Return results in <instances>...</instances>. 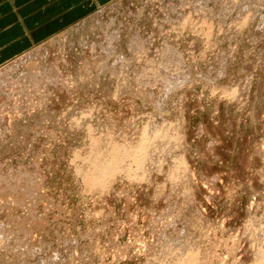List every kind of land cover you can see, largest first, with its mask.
Wrapping results in <instances>:
<instances>
[{"label": "rangeland", "instance_id": "rangeland-1", "mask_svg": "<svg viewBox=\"0 0 264 264\" xmlns=\"http://www.w3.org/2000/svg\"><path fill=\"white\" fill-rule=\"evenodd\" d=\"M186 1L30 0L25 17L49 15L23 28L0 0V71L14 91L0 127V264H264V2ZM112 18L121 43L138 25L156 35L139 62L122 51L127 67L112 56L102 72L105 57L60 43L88 19L78 40L101 44ZM170 48L185 65L166 64Z\"/></svg>", "mask_w": 264, "mask_h": 264}, {"label": "bare ground", "instance_id": "bare-ground-1", "mask_svg": "<svg viewBox=\"0 0 264 264\" xmlns=\"http://www.w3.org/2000/svg\"><path fill=\"white\" fill-rule=\"evenodd\" d=\"M152 1V0H151ZM182 1V0H181ZM188 1V0H187ZM186 1V2H187ZM189 1H191V0H189ZM193 1V0H192ZM208 1V0H207ZM215 1V0H214ZM238 1V0H237ZM244 0H242V2H243ZM248 2L250 1V2H253V0H247ZM255 1V0H254ZM259 1V0H258ZM185 2V1H184ZM195 2H197V1H194V3ZM227 2V1H226ZM225 2V4L224 5H227V7H226V10L228 11L229 9H231V8H229V6L231 7L232 5L230 4H227ZM242 2H240L241 4H242ZM261 2H264V0H262ZM156 3V2H155ZM158 3H160V2H158ZM189 3V2H188ZM191 3V2H190ZM198 3H199V1H198ZM200 3H202V2H200ZM206 3V2H205ZM220 3H221V1H220ZM232 3V2H231ZM234 3V2H233ZM245 3H246V0H245ZM254 3V2H253ZM132 4V3H131ZM197 4V3H196ZM204 4V3H203ZM235 4V3H234ZM251 4V3H250ZM257 4V3H256ZM259 4V3H258ZM153 5V4H152ZM159 5V4H158ZM237 5V4H236ZM245 5V4H244ZM248 5V4H247ZM196 6V5H195ZM199 6H201V5H199ZM238 6V5H237ZM251 6H252V4H251ZM259 6V5H258ZM163 7H165V6H163ZM163 7H161V8H163ZM219 7V6H218ZM240 7H247V6H241L240 5ZM249 7V6H248ZM256 7H257V5H256ZM256 7H254V8H256ZM145 8V7H144ZM192 8H195V7H192ZM201 8H204V7H201ZM211 7H209L208 8V10L210 9ZM239 8V7H238ZM146 9V8H145ZM237 9V8H236ZM258 9V8H257ZM141 10H142V8H141ZM163 10V9H162ZM198 10H199V8H198ZM225 10V9H224ZM239 10V9H238ZM109 11V10H108ZM140 11V10H139ZM203 12L205 11V10H202ZM212 11V10H211ZM130 12V13H129ZM128 12V14H130L131 15V17L133 18H135L136 16L135 15H133L132 16V14H134V13H132V11H129ZM195 12H196V10H195ZM206 12V11H205ZM228 12H230V11H228ZM241 12V11H240ZM250 12V11H249ZM252 12V11H251ZM250 12V13H251ZM107 13V12H106ZM137 14H138V12H136ZM143 13H145V12H143ZM151 13V12H150ZM149 13V14H150ZM207 13V12H206ZM210 13V12H209ZM237 13V12H236ZM243 13H245L246 14V12H243ZM250 13L248 14V15H250ZM256 13V12H255ZM104 13L102 12L101 14H98V18L99 19H101L102 18V15H103ZM110 14V13H109ZM139 14H141V13H139ZM138 14V15H139ZM152 14V13H151ZM202 14V13H201ZM229 14V13H228ZM241 14V13H240ZM239 14V15H240ZM253 14V13H252ZM126 15V14H125ZM207 15V14H206ZM219 15V14H218ZM222 14H220V16H221ZM226 16V14H224V17ZM246 16H247V14H246ZM118 17V16H117ZM128 17V16H127ZM163 17H165V14L163 15ZM252 17V16H251ZM264 17V16H263ZM133 18V19H134ZM137 18V19H136ZM135 19L136 20H140L139 18H142V17H140V16H137ZM131 19V18H130ZM231 19V18H230ZM88 20V19H87ZM87 20H85V21H87ZM122 20V19H121ZM126 20V19H125ZM128 20V19H127ZM156 20V19H155ZM154 20V21H155ZM162 20V19H161ZM167 20H169V18L167 19ZM232 20H234V19H232ZM263 20V19H262ZM85 21H83L82 23H79V24H77V25H75V26H73L72 28H71V30L70 31H68V33H66V35H65V37L62 39V41L60 42V43H62V44H64V45H68V47H70V48H72L71 46L72 45H75L76 46V44L78 45V44H80L81 45V49L82 48H88L87 50H90V51H88V52H90V53H92L91 55H101V57L103 56V57H105V58H103V60H105V61H103V60H101V63H99V64H97V66L99 65V70H101V69H105V67H106V61L108 60V58L109 57H114V59L113 60H115L117 63H119L118 64V66L120 65V69H121V66H125L126 64L128 65V63H126V64H123L124 63V61H126V60H128V62H130L129 61V59L127 58L126 60L124 59V58H121V56L123 57V55H121L122 54V51L124 52V54H125V51L126 50H128V52H132V54L133 53H135V55H136V53H138V54H140V53H143L142 51H145V50H147V49H145L146 47H148V49H151L150 48V44H151V42H150V44L148 45V46H146L149 42H148V40H149V38H155L156 39V35H153V33H151L150 35H152L151 37H149L150 35H148L147 33H146V31L145 30H143V28H141V26H137L136 27V25H135V27L137 28V30H135L134 31V33L132 34V35H130V38H129V42L128 43H121V36L123 35V27H122V23L121 22H123V21H120V20H118L117 18L115 19V18H112L110 21H108V25H106V27L104 28V31L102 32V34H103V38H100L101 39V44L99 45L98 43H94V41H93V39H91V38H85V39H81L80 41L78 40V31H80V29H82L81 28V25L82 24H84V22ZM129 21V20H128ZM144 21V20H143ZM166 21V20H165ZM165 21H162L163 22V24H164V22ZM170 21V20H169ZM127 22V21H126ZM125 22V23H126ZM129 22H132V21H129ZM162 22H158V24H161ZM218 22V21H217ZM231 22V21H230ZM241 22V21H240ZM128 23V22H127ZM144 22H142V24H143ZM221 23V22H220ZM237 23V22H236ZM246 23V22H245ZM244 23V24H245ZM89 24H91V27L93 28V30H94V28H95V25L93 24V23H91V22H89L87 25H89ZM134 24H136V23H134ZM155 24V23H154ZM157 24V25H158ZM221 25H223L222 23H221ZM240 25V24H239ZM131 26V25H130ZM143 26V25H142ZM156 26V25H155ZM159 26H161V25H159ZM229 26V25H228ZM132 27V26H131ZM130 27V28H131ZM154 27V26H153ZM219 27V26H218ZM222 27V26H221ZM230 27V26H229ZM235 27L238 29L239 27H237L236 25H235ZM249 27V26H248ZM85 28V27H84ZM145 28V27H144ZM159 28V27H158ZM90 29V28H89ZM227 29V28H226ZM235 29V28H234ZM124 30H128V29H124ZM159 30H160V28H159ZM230 30V29H229ZM228 30V31H229ZM102 31V30H101ZM129 31V30H128ZM221 31V30H220ZM237 31H239V29L237 30ZM126 32V31H125ZM132 32V31H131ZM151 31H149V33H150ZM217 32H218V30H217ZM82 33V32H81ZM160 33H163V32H160ZM221 33V32H220ZM101 34V35H102ZM229 34V33H228ZM231 34V33H230ZM264 34V33H263ZM82 35H83V33H82ZM95 35V34H94ZM87 36H89V35H87ZM91 36V35H90ZM96 36V35H95ZM99 36V35H98ZM97 36V37H98ZM159 36V35H158ZM229 36V35H228ZM212 37V36H211ZM224 37H226V36H224ZM98 38V39H99ZM228 39V38H227ZM226 39V40H227ZM154 40V39H153ZM258 40V39H257ZM96 41V40H95ZM98 41V40H97ZM167 41V40H166ZM154 42V41H153ZM165 42V41H164ZM60 43L58 42L57 44L55 43L54 44V50L56 51V53H57V51H58V49H60ZM92 43H94V44H92ZM168 43V42H167ZM154 44V43H153ZM162 44V43H161ZM169 45H171V44H169ZM165 46V45H164ZM57 47H58V49H57ZM66 47V46H65ZM163 47V46H162ZM233 47V46H232ZM161 48V47H160ZM167 48H168V46H167ZM67 49V48H66ZM69 49V48H68ZM177 49V48H176ZM72 50V49H71ZM77 50H79V48L77 49ZM77 50H76V52H77ZM86 50V51H87ZM167 50V49H166ZM170 52H172V54H170V52H163L162 50H161V52H163V54H165L164 56H165V58H167V61H168V63L166 62V64L168 65L169 64V62L171 63H173V65H175V67L178 65V63H179V65L176 67V68H178L179 66H180V63H182L183 61H184V57L182 56L183 54H180V51L177 49V50H175V49H173V48H170ZM229 50V49H228ZM80 51V50H79ZM148 51V50H147ZM165 51V50H164ZM46 52V51H45ZM59 52V51H58ZM82 52V51H81ZM83 52H84V50H83ZM161 52H160V54H161ZM73 53V52H72ZM220 53H221V51H220ZM53 54V53H52ZM62 54V53H61ZM131 54V53H130ZM144 54V53H143ZM76 55V54H75ZM74 55V56H75ZM80 55V54H79ZM129 55V54H128ZM159 55V54H158ZM162 55V54H161ZM160 55V56H161ZM66 56V55H65ZM131 55H129V57H130ZM134 56V54L132 55V57ZM137 56V55H136ZM139 56V55H138ZM138 56L137 57H133L135 60H136V58L138 59ZM185 56V55H184ZM68 57V56H67ZM82 57V56H81ZM226 57V56H225ZM229 57V56H228ZM62 58H64L63 56H62ZM99 58V57H98ZM97 57H96V59H98ZM140 58V57H139ZM163 59L164 57L163 56H161L159 59ZM164 58V59H165ZM52 59H53V57H52ZM58 59H59V57H58ZM77 59H78V57H77ZM112 59V58H111ZM123 59H124V61H123ZM142 59V58H141ZM140 59V60H141ZM150 59V58H149ZM224 59V58H223ZM54 60V59H53ZM68 60V59H67ZM131 61H132V59H130ZM133 61V62H135V63H137V62H139L138 60H136V61ZM148 60V59H147ZM183 60V61H182ZM27 61V58H25V59H21L19 62H17L16 63V65H15V68H14V70L13 71H16V73H15V76H14V78H18V76L20 77V76H22V70H23V66L22 65H24V62H26ZM60 61H61V59H59V60H56V63H57V65H59V63H60ZM110 61V60H109ZM108 61V62H109ZM115 61H114V63H115ZM154 61V60H153ZM162 61H166V60H162ZM227 61V60H226ZM63 63H64V60L62 61ZM111 62V61H110ZM127 62V61H126ZM147 62V61H146ZM152 62V61H151ZM175 62V63H174ZM62 63V64H63ZM92 63V62H91ZM113 63V64H114ZM116 63V64H117ZM171 63V64H172ZM61 64V63H60ZM65 64V63H64ZM94 64V63H93ZM92 64V65H93ZM112 64V63H111ZM115 64V67L117 66ZM130 64H132V63H130ZM164 64V63H163ZM162 64V65H163ZM182 64H184V63H182ZM127 65L125 66V67H127ZM138 65V64H137ZM147 65V64H146ZM166 65V66H167ZM170 65V64H169ZM168 65V66H169ZM185 65V64H184ZM51 66V65H50ZM93 66H95V65H93ZM96 66V67H97ZM108 66V65H107ZM109 66H112V65H109ZM167 66V67H168ZM115 67H112L111 68V70L109 71L110 73L109 74H114L115 72H118V71H116L117 69H115ZM122 67V68H123ZM124 67V68H125ZM133 67H134V65H133ZM141 67V66H140ZM140 67H137L138 68V70H137V72L139 71V68ZM157 67V66H156ZM159 67V66H158ZM164 67H165V65H164ZM166 67V69H168ZM174 67V68H175ZM181 67V66H180ZM7 68V67H6ZM53 68V67H52ZM62 68V67H61ZM108 68H110V67H108ZM170 68V67H169ZM173 68V69H174ZM35 69V68H34ZM46 69V68H45ZM48 69V68H47ZM56 69V71H57V74L60 76L61 75V69L59 68V66L58 67H56L55 68ZM66 69V68H65ZM98 69V68H97ZM107 69V68H106ZM115 69V70H114ZM119 69V70H120ZM136 69V68H135ZM133 70L132 72V74H136L134 71H136V70ZM141 69V68H140ZM145 69H146V67L144 68V71H145ZM149 69V68H148ZM154 69V68H153ZM152 69V70H153ZM157 69V68H156ZM162 69V68H161ZM172 68H171V70H173ZM6 70V69H5ZM36 70V69H35ZM69 70H70V68H69ZM92 70V69H91ZM90 70V71H91ZM94 70V69H93ZM99 70H98V74H99ZM122 70V69H121ZM120 70V71H121ZM124 70V72H126V70H127V68H126V70L125 69H123ZM151 70V71H152ZM169 71H171L170 69H168ZM167 70V71H168ZM176 70H178V69H176ZM32 71V70H31ZM51 71H53V70H51ZM94 71H96V69L94 70ZM102 71V70H101ZM108 71V70H107ZM113 71H115L114 73H112ZM130 71V70H129ZM150 71V70H149ZM179 71V70H178ZM184 71V70H183ZM37 72V71H36ZM93 72V71H92ZM103 72V71H102ZM104 72H106L105 70H104ZM140 72V71H139ZM138 72V73H139ZM161 72V71H160ZM163 72V71H162ZM165 72V71H164ZM51 73H53V72H51ZM97 73V72H96ZM122 73V72H121ZM126 73H129L128 71L126 72ZM125 73V74H126ZM137 73V74H138ZM141 73V72H140ZM145 73V72H144ZM144 73H143V75H144ZM168 73H170V72H168ZM172 73V72H171ZM170 73V74H171ZM183 73V72H182ZM66 74V73H65ZM64 74V75H65ZM108 74V73H107ZM120 74V72H118V75ZM123 74V73H122ZM125 74H123V75H125ZM136 74V75H137ZM147 74H149V73H147ZM175 74V73H174ZM176 74H178V73H176ZM186 74V73H185ZM33 75V74H32ZM114 75H116L117 76V73L116 74H114ZM122 75V76H123ZM139 76L141 75V74H138ZM40 77H41V75H39ZM63 76V75H62ZM68 76V75H67ZM66 76V78H68ZM133 76V75H132ZM142 76V75H141ZM164 76V75H163ZM171 76H173L172 74H171ZM178 76V75H177ZM180 76V75H179ZM210 76V75H209ZM9 75L7 74V73H5V71H0V114H2V115H0V127H1V125L4 123V121H6V119L8 120L9 118V116L7 115V118L4 120V118L6 117V114L4 113L5 112V110H7V109H9V108H7V109H5V107H6V105H8L7 103L9 102V104H10V101H9V99H11L9 96H12L11 94H12V92L14 93V91L13 90H11L12 92H10L9 91V83H10V81H9ZM36 77H38V76H32V79H31V81H36ZM56 77V76H55ZM124 77H126V76H124ZM148 77V76H147ZM183 77H186V76H184L183 75ZM129 78V77H128ZM133 78V77H132ZM141 78V77H140ZM144 78V77H143ZM163 78H165V77H163ZM45 79V78H44ZM54 79V78H53ZM71 79V78H70ZM137 79V78H136ZM142 79V78H141ZM161 79V78H160ZM167 79V81H168V77L166 78ZM175 79V78H174ZM63 80V79H62ZM69 80V79H68ZM72 80V79H71ZM124 80V79H123ZM170 80H172V79H170ZM178 80H180V79H178ZM177 80V81H178ZM186 80V79H185ZM28 81V80H27ZM46 81V80H45ZM49 81H50V78H49ZM55 81V80H54ZM53 81V82H54ZM164 82H166L165 80H163ZM173 81V80H172ZM171 81V82H172ZM175 81V80H174ZM180 81H182V80H180ZM52 82V81H51ZM59 82V81H58ZM138 82H140V79H139V81ZM179 82V81H178ZM208 82V81H207ZM55 83V82H54ZM53 83V84H54ZM145 83V82H144ZM147 83V82H146ZM161 83H162V80H161ZM167 83H170V81H168V82H166V83H164L163 85H161V86H163V89L162 90H167L166 88H168V85H167ZM18 84H19V82H18ZM36 84V83H35ZM38 84V83H37ZM52 84V83H51ZM50 84V85H51ZM56 85H57V83H55ZM54 84V85H55ZM171 84H173V82L171 83ZM175 84V83H174ZM12 85V84H11ZM14 85V84H13ZM29 85V84H28ZM43 84H41V86H42ZM166 85V86H165ZM179 85V84H178ZM181 85V84H180ZM15 86V85H14ZM18 86V85H17ZM26 86H27V83H26ZM169 86H170V84H169ZM25 87V86H24ZM35 86H33V88H34ZM53 87V86H52ZM56 87V86H55ZM126 87H129V86H126ZM174 87V86H173ZM21 88V87H20ZM33 88H31V86H30V89H33ZM38 88V87H37ZM41 87H39V89H40ZM11 89V88H10ZM26 89V88H25ZM29 88H28V90H30ZM14 90H16V89H14ZM18 90V89H17ZM21 90H22V88H21ZM27 90V89H26ZM27 90V91H28ZM18 91H20V90H18ZM31 91V90H30ZM34 91H36V89H34ZM170 91V90H169ZM172 91V90H171ZM25 92V91H24ZM33 92V91H32ZM19 93V92H18ZM21 93V92H20ZM29 93V92H28ZM34 93V92H33ZM32 93V94H33ZM37 93V92H36ZM53 93V92H52ZM235 93V92H234ZM55 94V93H54ZM60 94V93H59ZM18 95V94H17ZM28 95V94H27ZM19 96V95H18ZM244 96V95H243ZM14 97H15V95H14ZM17 98V97H16ZM13 99V98H12ZM156 99V98H155ZM13 103V102H12ZM157 106H158V104H157ZM160 106H162V105H160ZM16 107V106H15ZM86 117V116H85ZM83 119V118H82ZM2 120H4L3 122H2ZM76 120V119H75ZM87 120V119H86ZM8 122V121H7ZM6 123V122H5ZM7 124V123H6ZM5 125V124H4ZM8 125V124H7ZM8 126H10V125H8ZM5 127V126H4ZM2 129V128H1ZM3 129H5V128H3ZM143 130V129H142ZM159 130V129H158ZM171 130V129H170ZM1 131V130H0ZM6 131V130H5ZM2 133L4 132L3 130L1 131ZM159 132V131H158ZM4 134H6V132L4 133ZM146 134V133H145ZM8 135V134H7ZM6 135V136H7ZM145 137V136H144ZM93 138V137H92ZM140 138V137H139ZM171 138H172V136H171ZM175 138H177V137H175ZM109 139V138H108ZM107 139V140H108ZM150 139V138H149ZM145 140V139H144ZM164 140V139H163ZM98 141V140H97ZM119 141V140H118ZM143 141V140H142ZM146 142V141H145ZM110 144V143H109ZM121 144V143H120ZM99 146H100V144H98ZM138 146V145H137ZM127 149H129V148H127ZM142 149V148H141ZM141 149H139V150H141ZM92 150V149H91ZM107 150V149H106ZM121 150V149H120ZM120 150H119V152H120ZM124 150V149H123ZM131 150V149H130ZM144 150H146V149H144ZM167 150V149H166ZM108 152V151H107ZM122 152V151H121ZM124 152V151H123ZM141 152H143V151H141ZM97 153V152H96ZM95 153V154H96ZM112 153H113V151H112ZM111 153V154H112ZM117 153V152H116ZM145 153V152H144ZM127 154V153H126ZM141 154V153H140ZM91 155V154H90ZM125 155V154H124ZM133 155V154H132ZM139 155V154H138ZM137 155V156H138ZM110 156V155H109ZM114 157V156H113ZM122 157V156H121ZM143 157V156H142ZM111 158V157H110ZM123 158V157H122ZM115 159V158H114ZM117 159V158H116ZM121 159V158H120ZM141 159V158H140ZM90 160V159H89ZM103 160V159H102ZM118 160V159H117ZM133 160V159H132ZM151 160V159H150ZM94 161V160H93ZM97 161H98V159H97ZM106 161V160H105ZM113 161V160H112ZM145 161V160H144ZM147 161V160H146ZM95 163V162H94ZM100 163V162H99ZM102 163V162H101ZM96 164V163H95ZM108 165H109V163H107ZM111 164V163H110ZM113 164V163H112ZM118 164V163H117ZM115 166H116V164H114ZM138 165V164H137ZM141 165V164H140ZM111 166V165H110ZM110 166H108L109 167V169H110ZM95 167H96V165H95ZM99 168L100 167H103L102 165L100 166H98ZM105 167V166H104ZM114 167V166H113ZM137 167H139V165L137 166ZM151 167V166H150ZM98 168V169H99ZM102 169V168H101ZM100 169V170H101ZM109 169L108 170H106L107 172V174H108V172H110L109 171ZM141 169H142V165H141ZM146 169V168H145ZM99 170V171H100ZM12 171V170H11ZM84 171V170H83ZM97 171V170H96ZM102 171V170H101ZM115 171V170H114ZM139 171H140V169H139ZM17 172V171H16ZM86 172V171H85ZM103 172V171H102ZM118 172V171H117ZM13 173V172H12ZM98 173H100V172H98ZM113 173V172H112ZM19 174V173H18ZM8 175V174H7ZM21 175V174H20ZM94 175H96V173L94 174ZM106 175V174H105ZM111 175V174H110ZM114 175V174H113ZM89 176V175H88ZM107 176V175H106ZM103 177H105V176H103ZM108 177V176H107ZM110 177V176H109ZM100 178V177H99ZM101 178H102V176H101ZM112 178V177H111ZM2 179V178H1ZM8 179H9V177H8ZM23 179V178H22ZM92 179V178H91ZM90 179V180H91ZM96 179V178H95ZM10 180V179H9ZM4 181V180H3ZM24 181V180H23ZM89 181V180H88ZM104 181V180H103ZM6 182V181H5ZM26 182V181H25ZM92 182H94V181H92ZM101 182V181H100ZM16 183H17V181H16ZM7 184V183H6ZM10 184V183H9ZM26 184V183H25ZM88 184V183H87ZM86 184V185H87ZM97 184V183H96ZM95 184V185H96ZM98 184H101V183H98ZM4 185V184H3ZM13 185V184H12ZM18 185V184H17ZM17 185H16V187H17ZM31 185V184H30ZM2 186V185H1ZM91 186V185H90ZM98 186V185H97ZM101 186V185H100ZM99 186V187H100ZM5 187H7V186H5ZM8 187H11L10 185H8ZM13 188H16L15 187V185L14 186H12ZM20 186H18V188H19ZM12 188V189H13ZM24 188V187H23ZM33 189L31 186L29 187V189ZM6 188H4L3 187V190H0V192L1 191H3V192H5L4 190H5ZM10 189V188H9ZM9 189H8V191H7V197L10 195V191L12 190H10L9 191ZM17 189V188H16ZM26 189V188H25ZM29 189H28V191H29ZM90 189H92V188H90ZM103 189V188H102ZM15 190V189H14ZM25 192V190L24 189H22V187H21V193H22V195L24 196V192ZM17 191V190H16ZM15 191V193H17ZM19 191V190H18ZM3 192H1V194L3 193ZM26 192H27V189H26ZM6 193V192H5ZM42 193V192H41ZM1 194H0V196H1ZM4 196H5V194H3ZM14 196H15V194H13ZM12 194H11V196H13ZM17 195H20V193H18ZM38 195V194H37ZM21 196V195H20ZM3 197V196H2ZM6 197V196H5ZM16 197V196H15ZM14 197V198H15ZM19 197V196H18ZM18 197H16V199L18 198ZM25 197V196H24ZM40 197V196H39ZM42 198V197H41ZM40 198V199H41ZM22 198H20L19 197V200H21ZM25 199V198H24ZM11 200V199H10ZM23 200V199H22ZM4 201V200H3ZM17 201H18V199H17ZM16 202V201H15ZM30 202H31V200H30ZM18 203V202H17ZM30 204V203H29ZM3 207V206H2ZM31 212V211H30ZM29 216V215H28ZM41 218V217H40ZM16 220V219H15ZM31 221V220H30ZM29 221V222H30ZM44 222V221H43ZM42 222V223H43ZM46 222V221H45ZM264 224V223H263ZM14 225V224H13ZM19 226V225H18ZM12 227V226H11ZM21 227V226H20ZM7 229V228H6ZM18 229V228H17ZM2 230V229H1ZM11 230V229H10ZM13 230V229H12ZM16 230V229H15ZM10 232V231H9ZM18 233V232H17ZM25 233V232H24ZM28 233V232H27ZM263 233V232H262ZM0 235H2V234H0ZM8 235V234H7ZM14 235V234H13ZM262 235V234H261ZM6 236V235H5ZM9 236V235H8ZM12 236V235H11ZM33 236V235H32ZM4 237V236H3ZM7 237V236H6ZM22 237V236H21ZM38 238V237H37ZM262 238V237H261ZM7 239V238H6ZM5 239V240H6ZM21 239V238H20ZM29 239V238H28ZM184 239H185V237H184ZM182 240V239H181ZM180 240V241H181ZM183 241V240H182ZM6 242V241H5ZM32 242V241H31ZM58 242V241H57ZM178 242V241H177ZM4 243V242H3ZM11 243V242H10ZM17 242H15V244H16ZM27 243V242H26ZM264 243V242H263ZM5 244V243H4ZM14 244V243H13ZM45 244V243H44ZM7 245V244H6ZM17 247V246H16ZM27 247V246H26ZM41 247H42V245H41ZM126 247V246H125ZM4 248V247H3ZM25 248V247H24ZM13 249V248H12ZM23 249V248H22ZM22 249H20V250H22ZM33 249V248H32ZM166 249H168V248H166ZM176 249V248H175ZM19 250V249H18ZM14 251H15V249H14ZM29 251V250H28ZM27 251V252H28ZM56 251V250H55ZM263 250H261V252H262ZM19 252V251H18ZM24 252V251H23ZM165 252V251H164ZM174 252V251H173ZM38 253V252H37ZM180 253V252H179ZM263 253V252H262ZM20 254V253H19ZM27 254V253H26ZM34 254V253H33ZM261 254V253H260ZM264 254V253H263ZM34 256V255H33ZM43 256V255H42ZM187 256V255H186ZM190 256V255H189ZM24 257V256H23ZM196 258V257H195ZM41 259V258H40ZM50 259V258H49ZM260 259V258H259ZM42 260H45V259H42ZM39 261V260H38ZM60 261V260H59ZM46 261H44L43 263L44 264H46L45 263ZM48 262V261H47ZM55 262V261H54ZM40 263H41V261H40ZM39 263V264H40ZM42 263V264H43ZM48 263H50V262H48ZM181 263V262H180ZM25 264V263H24Z\"/></svg>", "mask_w": 264, "mask_h": 264}, {"label": "crops", "instance_id": "crops-1", "mask_svg": "<svg viewBox=\"0 0 264 264\" xmlns=\"http://www.w3.org/2000/svg\"><path fill=\"white\" fill-rule=\"evenodd\" d=\"M26 1H30V0H9L8 2L9 11L12 13L9 16V21L12 22L15 21V24H20L23 28L24 27L28 28L31 25L38 24L40 21L44 20L45 17L49 15V12L46 9H44L43 11H38L37 13H34L35 15L33 16L25 17L26 14L25 12L31 8V5L28 6L26 5L27 3ZM42 1L43 0H37V4L41 3ZM63 1L67 2L68 0H63ZM92 1L99 2L101 0H87L88 3L86 4V6H92L93 5V3H91ZM22 5H25V7L19 8V6ZM83 10H85V8ZM13 15L15 18L17 16V18L16 19L11 18Z\"/></svg>", "mask_w": 264, "mask_h": 264}]
</instances>
